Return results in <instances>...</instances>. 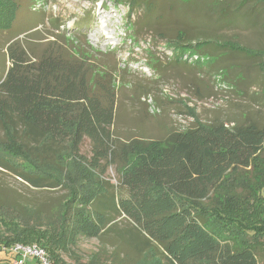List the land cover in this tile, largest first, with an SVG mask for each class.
<instances>
[{
  "label": "trees",
  "instance_id": "trees-1",
  "mask_svg": "<svg viewBox=\"0 0 264 264\" xmlns=\"http://www.w3.org/2000/svg\"><path fill=\"white\" fill-rule=\"evenodd\" d=\"M197 2L204 5L191 9ZM121 3L128 15L135 10L150 19L157 13L155 4H161V16L151 23L168 32L177 12V20L186 28L177 29L171 43L181 51L207 48L208 52L199 53L214 61L237 52L264 66V48L239 44L235 38L213 39L195 24L201 17L202 24L216 21L221 26L224 21L231 26L259 25L264 31V0ZM19 9L20 0H0V31L13 29ZM142 24L137 22V28ZM163 36L167 38L165 31ZM35 45L28 43L30 53ZM5 51L9 66L0 78V169L13 172L33 188H55L60 181L50 174L25 170L8 159L17 156L19 163L32 159L54 165L68 155L103 178L90 194L74 188L63 203L81 204L79 211L95 235L114 248L110 252L114 264L128 260L138 264L148 253L158 256L160 264H264V164L256 165L264 152V124L250 118L232 125L222 120L194 121L158 139L121 138L114 127L116 76L95 67L85 50L49 46L31 58L20 39L12 38ZM236 75L244 80L240 72ZM84 138L90 141L89 156L79 152ZM111 165L117 174L115 186L103 177ZM242 170L252 174L247 181L240 177ZM239 208L246 211L243 216ZM120 215L127 219L123 227L116 220ZM15 245L43 250L48 264H65L58 249L65 251L66 245L54 243L45 232L17 225L0 235V264H12L11 259L40 264L35 256L23 258ZM125 245L140 257L132 260ZM122 252L126 257L120 260Z\"/></svg>",
  "mask_w": 264,
  "mask_h": 264
},
{
  "label": "rangeland",
  "instance_id": "rangeland-1",
  "mask_svg": "<svg viewBox=\"0 0 264 264\" xmlns=\"http://www.w3.org/2000/svg\"><path fill=\"white\" fill-rule=\"evenodd\" d=\"M160 5L155 4L157 13L150 19L149 15H139L135 10L128 15L129 10L121 0H20L13 29L0 31V78L9 66L5 45L12 38L20 39L31 58L39 57L41 50L49 46L79 48L93 59L95 67L100 65L110 76H116L114 127L121 138L158 139L168 130L186 128L194 121L222 120L232 125L233 121L250 118L264 124V66H258L256 58L251 60L237 52H230L226 59L221 55L214 61V57L207 59L199 53L208 52L207 48L196 53L175 48L171 42L177 37L176 30L186 26L177 20V12L167 27L169 32L158 23L152 24L151 20L161 16ZM203 5L204 2H197V7L193 5L191 9ZM202 21L198 17L195 24L202 25L205 36L221 41L235 38L239 44L264 48V31L259 25L231 26L222 21L219 26L216 21L206 24ZM137 22L145 25L138 29ZM30 42L36 44L32 53L28 50ZM231 65L233 68H228ZM237 72L244 80L237 79ZM79 150L85 156L90 155L88 138L82 140ZM8 160L25 170L48 173L60 183L55 188H33L13 172L0 169V235L13 225L27 226L45 232L59 246L66 245L65 251L58 249L65 264H114L110 256L114 248L111 244L103 245L95 235L89 220L79 211L81 204L74 202L75 207L63 203L74 188H84L90 194L103 178L98 179L68 155L60 156L54 165L36 164L32 159L19 163L17 156ZM261 164H264V152L256 161L257 166ZM251 175L242 170L240 177L247 181ZM116 176L111 165L103 177L115 186ZM234 186L240 192L239 180L234 181ZM237 212L242 216L246 213L241 208ZM116 220L120 226L126 225L123 215ZM82 224L85 228H79ZM125 247L132 260L140 257L138 251ZM30 248V252L26 248L27 259L35 256L40 264L50 262L46 260L49 258L46 252L34 246ZM125 257L126 253L122 252L119 258ZM13 260H10L12 264H18ZM160 261L158 256L148 253L138 264H160Z\"/></svg>",
  "mask_w": 264,
  "mask_h": 264
},
{
  "label": "built area",
  "instance_id": "built-area-1",
  "mask_svg": "<svg viewBox=\"0 0 264 264\" xmlns=\"http://www.w3.org/2000/svg\"><path fill=\"white\" fill-rule=\"evenodd\" d=\"M26 248L28 249L29 252L31 251V248H30V247H23V246H20V245H15V246L13 247L14 250L21 251V253H22V257H23V258L27 255ZM32 250H33L34 252H36V253H39V252H38L39 250H36L35 248H33ZM18 264H19V263H18Z\"/></svg>",
  "mask_w": 264,
  "mask_h": 264
}]
</instances>
